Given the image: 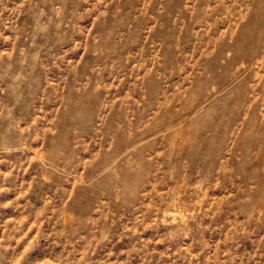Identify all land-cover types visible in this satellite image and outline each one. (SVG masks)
Masks as SVG:
<instances>
[{"label":"rangeland","instance_id":"rangeland-1","mask_svg":"<svg viewBox=\"0 0 264 264\" xmlns=\"http://www.w3.org/2000/svg\"><path fill=\"white\" fill-rule=\"evenodd\" d=\"M0 264H264V0H0Z\"/></svg>","mask_w":264,"mask_h":264}]
</instances>
